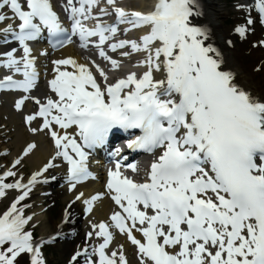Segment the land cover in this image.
Returning <instances> with one entry per match:
<instances>
[{
  "label": "snow or ice",
  "instance_id": "1",
  "mask_svg": "<svg viewBox=\"0 0 264 264\" xmlns=\"http://www.w3.org/2000/svg\"><path fill=\"white\" fill-rule=\"evenodd\" d=\"M100 3L66 0L64 9L72 22L69 34L51 0H0L4 25L0 43L9 44L11 36L22 49L20 56L16 47L0 51V69L22 76L4 75L0 91L28 93L16 100L15 108L22 110L26 101H34L38 110L24 118L28 130L33 135L45 133L55 149L26 183L14 169L38 148L35 141L27 143L12 167L0 174V198L6 197L7 190L20 193L0 213V264H17L24 255L28 264H47L42 251L46 241L34 240L26 230L33 217L24 215L27 205L21 202L37 183L56 179L45 174L59 166L58 158L66 163L69 191L92 177L88 150L104 145L114 129L139 130L127 141V148L151 153L154 159L142 181L122 171L138 174L137 164L126 163L127 157L116 159L105 192L89 198L81 192L75 197L76 201L84 198L89 213L106 196L118 210L108 222L91 224L93 231L86 235L100 242L77 248L68 264L81 260L83 264H128L123 245L109 251L115 231L135 246L138 264H264V99L238 84L236 73L224 70L225 54L214 43L205 4L155 0L150 11L142 12L126 11L116 0H106L116 18L109 25L93 16ZM236 7L248 13L245 23L234 28L241 38L257 19L264 25V0ZM99 11L109 15L107 7ZM89 19H95L94 26L85 23ZM120 24L129 26L124 32L146 31L136 40H115ZM45 30L54 38V48L78 36L82 48L94 46L113 70L121 68L122 60L106 48L119 51L121 58L143 53L137 64L146 70L110 83L95 60L56 59L52 61L55 75L49 81L55 98L32 97L38 72L29 41ZM226 43L232 46L231 40ZM260 44L264 46V41ZM120 154L121 149H115L113 155ZM8 177L13 182H6ZM68 219L66 209L65 222Z\"/></svg>",
  "mask_w": 264,
  "mask_h": 264
},
{
  "label": "bare ground",
  "instance_id": "2",
  "mask_svg": "<svg viewBox=\"0 0 264 264\" xmlns=\"http://www.w3.org/2000/svg\"><path fill=\"white\" fill-rule=\"evenodd\" d=\"M250 1L251 0H238L236 2V5L233 7L236 11L235 16H233L235 23L232 26H229L224 24V19L228 16L226 5H224L220 0H202L206 6V11L209 14L207 19L211 22L213 27L214 43L225 54L226 64L224 66V70H231L236 73V82L238 84L250 91L254 96L264 99V46L260 44V41H264V30L260 28L258 22H255L249 26V31L243 38H241L240 35L234 31V28L237 25L245 23L248 14L246 10L238 9L236 7L237 4L251 6L249 4ZM116 2L117 5L125 4L129 11L135 10L147 12L152 9L155 0H116ZM252 16L256 19L254 11L252 12ZM8 22L11 21H6L5 24ZM3 26V24H0V28ZM145 31L146 29H140L131 30L125 33L129 35L131 40H136L138 37L142 36ZM233 35L237 36L241 41H245L246 44L249 45V54L245 55L243 52L236 49ZM228 40L232 41L231 47H229L226 43ZM4 48H6V50H4ZM10 49V44L5 45L0 43V51H7ZM127 50L128 49H126V51ZM72 53L73 49L70 45L56 51L53 56L50 53H47L44 55L47 61L45 71L53 69L52 61L66 57ZM143 56V53L133 54L130 57L132 62H127L123 65H127L129 67L133 66L132 68L134 69V66H139L137 62L143 59ZM35 58L36 63H38V57ZM75 59L81 63H88L80 57ZM135 60L137 61L136 63L134 62ZM139 67L142 68V70L139 71L138 74H142L146 68L143 66ZM4 69L5 68L0 69V77L2 76ZM13 99L14 97L10 93L0 94V146L4 153L7 152V154H9L10 159H15L17 156L20 157L22 155V151L27 143L35 141L38 144V148L22 161L24 162V166L21 171L22 173H19L18 176H23L24 182L26 183L31 174L43 167L44 163H46L47 160L54 155L55 150L50 142V138H47L45 133H37L33 135L28 130V125L25 123L22 113L25 111L29 100L26 101L22 110H17L11 104ZM32 126L35 127L37 124L33 123ZM69 131H74V129H69ZM4 160L6 167H4L3 171L11 168L9 167V159L6 158ZM56 163L59 166L49 169L48 173L45 174V176L49 178L55 176L56 179H49L47 183H37L35 187H33V189L37 188L38 192H33L31 195L32 202H29L27 205L28 212L26 217H33L29 223H39L38 227L41 237H47L53 235V233L56 235L57 233L64 235V233H67L70 228L78 227L79 230L75 236H79L78 239L81 243L79 248H81V246L85 243L96 245L98 238L93 237L89 240L86 234L93 231L91 228L92 223L98 224L107 218V210L111 208V204L106 200V198H103L94 203L93 211L91 213L87 212V206L83 203V199L91 197L92 193L98 189L99 186H94L91 181H89L81 186L77 184L74 190L69 191V184L63 182L64 171L59 158ZM19 167H22V164L17 166V168ZM81 192L84 193V198L76 201L75 197ZM9 193L10 190H7V194ZM19 194L20 193H18V195ZM52 199H59V201L63 204L58 210H56L54 215L49 214L48 202ZM13 200V198L9 199L10 204ZM69 205L71 206L69 207ZM8 207L1 208L0 213L7 210ZM66 209L69 213V219L67 222L61 223L65 217ZM125 236L126 235H123L121 239L115 237L109 250L118 249L120 245H123V251L128 259V264H135V262L138 263L137 252L131 242L126 241ZM60 248L61 252L59 257H62L65 253L72 252L73 250L76 251L77 249H75L69 242H66L63 245L60 244ZM70 256L71 254L65 258V264H68ZM80 264H83L82 260L80 261Z\"/></svg>",
  "mask_w": 264,
  "mask_h": 264
},
{
  "label": "rangeland",
  "instance_id": "3",
  "mask_svg": "<svg viewBox=\"0 0 264 264\" xmlns=\"http://www.w3.org/2000/svg\"><path fill=\"white\" fill-rule=\"evenodd\" d=\"M224 5H226V9L228 10V16L224 19V24L232 26L234 24L233 16H235L236 11L234 10L235 1H230L228 3L225 2V0H220ZM235 46L238 51L243 52V54L247 55L249 54V45L246 44L245 41L241 42L240 40H235ZM55 204L50 210L49 214L54 215L56 213V210H58L63 204L61 201H55ZM73 243V242H72ZM61 252L60 246H55L54 248H47V256L48 259L50 258V264H63L65 261V258L67 256V253H65L62 257H59V254ZM18 264V263H17Z\"/></svg>",
  "mask_w": 264,
  "mask_h": 264
}]
</instances>
